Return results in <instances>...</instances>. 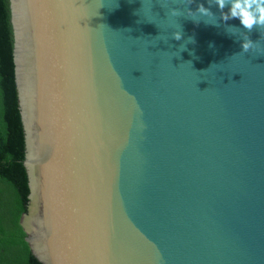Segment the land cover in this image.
Listing matches in <instances>:
<instances>
[{
	"label": "water",
	"instance_id": "water-1",
	"mask_svg": "<svg viewBox=\"0 0 264 264\" xmlns=\"http://www.w3.org/2000/svg\"><path fill=\"white\" fill-rule=\"evenodd\" d=\"M9 6L33 254L264 264V28L215 0Z\"/></svg>",
	"mask_w": 264,
	"mask_h": 264
},
{
	"label": "trees",
	"instance_id": "trees-1",
	"mask_svg": "<svg viewBox=\"0 0 264 264\" xmlns=\"http://www.w3.org/2000/svg\"><path fill=\"white\" fill-rule=\"evenodd\" d=\"M19 110L9 0H0V264H43L20 224L29 184Z\"/></svg>",
	"mask_w": 264,
	"mask_h": 264
},
{
	"label": "clouds",
	"instance_id": "clouds-1",
	"mask_svg": "<svg viewBox=\"0 0 264 264\" xmlns=\"http://www.w3.org/2000/svg\"><path fill=\"white\" fill-rule=\"evenodd\" d=\"M215 4L221 9V18L224 21L229 19H238L240 27L250 32L254 27L264 28V0H215ZM228 11L223 12L225 6ZM197 11L204 16H212L211 9L205 7L203 3L198 5ZM234 26H230L228 31L235 32ZM174 37L179 40L181 32L177 31ZM255 42L247 37L242 41L241 47L243 52L252 49Z\"/></svg>",
	"mask_w": 264,
	"mask_h": 264
}]
</instances>
